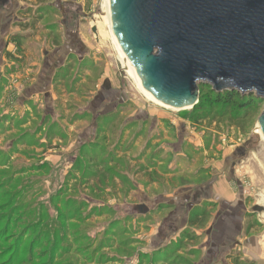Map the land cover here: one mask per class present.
I'll use <instances>...</instances> for the list:
<instances>
[{
	"label": "rangeland",
	"instance_id": "374dc122",
	"mask_svg": "<svg viewBox=\"0 0 264 264\" xmlns=\"http://www.w3.org/2000/svg\"><path fill=\"white\" fill-rule=\"evenodd\" d=\"M17 7L16 25H23L30 37L20 40L31 41L35 57L49 62L56 59L57 67H63L54 73L55 80L64 84L54 86L57 101L55 113L49 117L52 128L48 135L49 125H41L38 112L30 125H22L25 115L11 125H0V264H264L263 213L248 214L250 218L244 216L242 207L238 214L245 220L243 230L239 225L232 228L236 233L242 230L241 236L256 237L257 247L251 245L254 240L244 242L242 238L239 250L231 251V256L220 255L216 239L222 218L228 215L229 205L224 204V213L219 212L216 222L212 220L216 207L201 220V235L188 228L183 231L196 237L192 245L180 233L171 245L154 252L153 247L142 250L141 242L147 223L154 225L160 222L159 217L152 213L143 218L125 204L127 194L104 191L131 188L140 182L136 175L145 170L143 186L157 182L173 190V180L164 175L167 166L157 170L148 164L151 158L166 159L164 150L152 153L145 164H136L144 156L137 140H146L152 125H159L165 129L160 134L167 131L165 135L173 140L178 133L188 132L193 142L199 143L196 156L201 153L208 163L202 168L200 161L195 173L184 172L179 180L184 186L204 184V173L215 167L221 169L220 181L235 197L241 194L246 212L255 204L264 205V141L254 133L264 100L254 97V92L237 91L232 103L224 105L215 101V95L226 91L215 92L211 85L199 83L197 108L166 109L147 101L138 91L107 34L104 37L97 29V35L92 33L94 22L104 24V0H19ZM61 9L72 28L79 26L77 43L69 42L63 34ZM102 30L107 32L105 24ZM37 31L41 32L39 41L33 38ZM54 36L57 39L49 41ZM52 65L47 67L50 74ZM104 81L120 92L123 104L109 101L103 105L102 112L116 109L115 123L105 134L94 137L93 118L101 112L98 109L104 100L95 97L105 93ZM239 102L241 106L236 105ZM171 125L178 132L170 133L167 128ZM142 126L145 130L140 132ZM92 139L97 142L91 143ZM84 154L93 158H82L84 167L79 169L74 158ZM92 161L96 165L89 172L85 166ZM190 163L185 160L182 164L187 168ZM149 196L156 200L155 195ZM138 198L137 193L131 195L132 200ZM206 233L208 244L203 241ZM198 245L201 247L190 250Z\"/></svg>",
	"mask_w": 264,
	"mask_h": 264
},
{
	"label": "water",
	"instance_id": "95a60500",
	"mask_svg": "<svg viewBox=\"0 0 264 264\" xmlns=\"http://www.w3.org/2000/svg\"><path fill=\"white\" fill-rule=\"evenodd\" d=\"M108 6L120 49L160 103L192 109L199 83L264 100V0H108ZM91 31L96 35V26ZM257 126L264 136V109ZM256 212L264 214V205H253L249 213Z\"/></svg>",
	"mask_w": 264,
	"mask_h": 264
},
{
	"label": "crops",
	"instance_id": "0c3cea01",
	"mask_svg": "<svg viewBox=\"0 0 264 264\" xmlns=\"http://www.w3.org/2000/svg\"><path fill=\"white\" fill-rule=\"evenodd\" d=\"M18 3L19 0L16 1L14 7L11 9L8 8V6L0 9V125H11L14 120L17 122L19 117L23 115L27 118L22 125H30L31 120L36 119L38 113H41L40 120L42 125L46 115L51 117L55 113L54 108L57 97L54 93L55 85L53 83V76L58 67L56 65V59L49 62L45 58L40 59L35 57V53L29 46L31 41H26L25 43L21 41L27 36L28 31H26L23 25L21 27L16 25L18 18ZM61 13L65 14V10L61 9ZM39 33L41 32L37 31L33 36V38L38 41L40 40L38 36ZM16 35H20L21 40L13 37ZM27 38L24 40H27ZM28 39H30V37ZM49 41L53 40L50 39ZM17 42H19L20 53L17 51ZM49 65L53 67V72L51 74L47 68ZM108 102L109 100L104 99L100 103L99 109H97L101 111L103 105ZM76 126L77 124L74 125V127ZM139 128V130H141L140 132L145 130L143 126ZM176 128V126L171 125V127L167 129L170 133L173 131L176 133L178 132ZM72 129L75 130V128ZM150 129V133H148L146 140L143 141V138H139L136 142V146L138 148L142 146V150H144V156L140 158L136 164H145L152 153H155L159 149L164 150L166 159L163 158L164 160H158V157L154 159L151 158V160H148V164H153L151 168L154 169L157 167V170L167 166L164 175H166L169 180H173V190L161 187L157 182H153V184L149 186H143L141 183L142 180L144 181V176L147 173L146 170L142 171L143 174L139 173L136 175L138 177L137 181H140V184L135 183L131 188L128 186H119L115 191L113 187H111L112 190L110 187L104 190L112 194L116 192H124L127 194V199L125 196L124 200L125 204L137 209L138 214L143 218L150 216L152 213L154 217H159L160 222L154 223V225L147 223L149 228L147 232L143 234L144 239L142 240L140 238L142 240L141 244L143 245L142 250H147L148 248V250H151L153 247V250H155L154 252H157L171 245L172 241H176L180 233L182 234V232L188 228V218L190 214L196 210V208L198 209L200 207L202 209L204 203L216 205L214 210L216 214H213V222L219 215V212L224 213L222 212V206H224V204L229 205L226 212L237 208L241 210L242 207H244L243 210L246 212V207L240 199L241 194L239 193V197L236 198L232 189L220 181L223 177V172L220 171L221 169L219 170L213 167L212 172H205L204 174H206L207 180H205L204 184H188L184 186V183L179 181L184 172H186V174H188V172L195 173L196 170L200 168L198 166L200 161L203 162V165H201L202 168L208 166V163L205 164L206 160L201 159L200 152V154L196 156L197 153L195 150L199 143H194L192 140L193 138L191 135H188V132L178 133L176 140H173L165 135L167 131L163 133V135L160 134L159 131H164L165 129L163 127L160 128L159 125L155 127L152 125ZM76 130L74 132L79 133L80 130ZM155 134H157L159 138H156ZM150 137H152V139H149ZM126 139H128V137H126ZM127 145L128 143L126 146ZM185 160L191 162L187 168H184L182 164ZM129 163L133 168L131 161H129ZM204 174L201 173L200 176ZM176 181H179L180 184H176ZM135 193L139 194L141 198L132 200L131 195L134 196ZM149 195H155L156 200ZM247 212L249 213L248 210ZM226 214L228 215L222 218V220L226 219V223L229 225L232 213L229 214L227 212ZM220 216L223 217L222 215ZM244 222L245 220L240 217L238 225L241 229L244 226ZM207 227L206 229L209 228ZM208 230L207 232L209 233ZM242 230L233 236L227 233L216 239L217 248L221 256H231V251L239 250L242 238L244 242L254 240L251 245L256 247L259 245L256 237L252 236L247 238V236H241ZM192 231L199 236L203 230L202 228H192ZM208 233L205 235L206 238L203 239L204 243L207 242L206 244H208L210 240ZM184 240L187 241L185 238ZM188 242L192 245L195 240H188ZM199 247H201V245L196 247L191 246L190 250ZM261 260L264 261V258H261Z\"/></svg>",
	"mask_w": 264,
	"mask_h": 264
},
{
	"label": "flooded vegetation",
	"instance_id": "af4514ba",
	"mask_svg": "<svg viewBox=\"0 0 264 264\" xmlns=\"http://www.w3.org/2000/svg\"><path fill=\"white\" fill-rule=\"evenodd\" d=\"M16 1L17 0H0V9H3L5 6H8V8H12V7H14V5H15V3H16ZM66 17H67V15H66V13L64 14H62V18H63V34L66 36V38L69 40V42H73V43H77V41H79V26H76L75 28H72V26H71V24H69L68 23V21H66ZM49 38H52L53 39V41L54 40H56V36H54V37H49ZM61 67H63L62 65L61 66H59L58 68H57V70H56V72H59V71H61L62 69H61ZM53 83H54V85L56 86L57 84V86H59V85H62V84H64V82L63 81H57V80H55V75L53 76ZM103 88L105 89V93L103 94L102 92L99 94V95H97L95 98H97V100H101V99H107V100H109V101H111V104H115V103H118V101H120V104L122 105L123 104V102H122V100H123V97L122 96H120V95H118L120 92L118 91V90H114V89H112V87L110 86V84L108 83V82H104L103 83ZM94 102V101H93ZM116 111V109L115 108H113V110H108V111H106V112H104V113H102V112H98L96 115H95V117L93 118V125H95L94 126V128H93V135H94V137H96L97 135H102V134H105L106 133V131H107V129H109V127H111L112 125H114V123H115V121H114V114H113V112H115ZM49 115H46V117H45V119L43 120V125H52V124H49L48 122H49ZM82 117V116H81ZM112 117V118H111ZM83 118V117H82ZM111 118V119H110ZM62 120H63V118H62ZM101 120H103V122H101V125H100V127L99 126H97L98 125V123H99V121H101ZM44 129V128H43ZM47 130H49L50 131V129L49 128H46V131ZM49 133V132H48ZM68 132H66V134H67ZM91 143H96L97 141H95V139H92V141H90ZM84 144V143H83ZM94 147V146H93ZM84 157H88V159H90V158H93V156H87V155H77L75 158H74V164L77 162V167L80 169L83 165H82V161H83V159L82 158H84ZM92 160H94V159H92ZM90 163V162H89ZM92 164H88L89 166L88 167H86L85 166V168L89 171V172H91L92 170H90L89 168L91 167V168H94L95 167V162L94 161H92L91 162ZM73 164V165H74ZM84 167V166H83ZM231 172H232V169H231ZM205 204V206H206V209L208 210V211H211L210 209H212V208H215V206L216 205H214V204H212V203H204ZM244 208V207H243ZM239 209L240 208H237V209H232V211H227L229 214L230 213H232L231 214V220H230V222H229V225L226 223V219L225 220H223V222H222V227H221V230H220V234H219V237L221 236V235H224V234H229V235H234V234H236V231L234 232L233 231V229L232 228H234V227H237L238 226V224H239V220H240V216H239V214H238V211H239ZM246 214L248 215V214H250V213H248V212H244V216H246ZM249 217L251 216V215H248ZM219 217H217L216 219H215V222H216V220L218 219ZM251 218V217H250ZM220 226V225H219ZM239 228H240V226H239ZM217 230V229H216ZM216 230H215V232H216ZM214 232V233H215ZM231 232V233H230ZM233 233V234H232Z\"/></svg>",
	"mask_w": 264,
	"mask_h": 264
},
{
	"label": "bare ground",
	"instance_id": "6f19581e",
	"mask_svg": "<svg viewBox=\"0 0 264 264\" xmlns=\"http://www.w3.org/2000/svg\"><path fill=\"white\" fill-rule=\"evenodd\" d=\"M103 19V23L106 25V28L108 29L107 32H103L102 30V24L101 22H94L93 25L96 26V29L98 30V33L101 35H103L105 37L108 36V38L110 39L112 45L114 46L115 50L117 51L118 57L120 58L121 62H122V66L123 68L126 70V72L128 73V75L131 77V79L134 81V84L136 85V88L138 89V91L146 98L147 101L155 103L159 106H162L166 109H171V110H175V111H179L180 109L177 108H172L169 107L167 105H164L162 103H160L159 101H157L151 94H149L148 92H146L141 83L139 78L136 75L135 69L132 66L131 62L127 59V57L124 55V53L122 52V50L120 49L113 33H112V29H111V25H110V14H109V6H108V0H104V15L102 16ZM97 35V34H96ZM255 133L259 136V138L261 140L264 141V136L262 135L259 127L257 126V129L255 130Z\"/></svg>",
	"mask_w": 264,
	"mask_h": 264
},
{
	"label": "trees",
	"instance_id": "16d2710c",
	"mask_svg": "<svg viewBox=\"0 0 264 264\" xmlns=\"http://www.w3.org/2000/svg\"><path fill=\"white\" fill-rule=\"evenodd\" d=\"M13 37L18 38V40L21 38L20 35H16V36H13ZM16 44H17V51L20 53L21 50L19 49V42H17ZM234 95H238V92L233 90V91H226L224 94H222V93L221 94L216 93V95H215V101L222 102V103H224V105H229L230 103H232V100L231 99L234 97ZM198 104H199V101L193 107V109L197 108L198 107ZM236 105L237 106H241V102L236 103ZM48 128L51 130L52 125L51 126L49 125ZM48 132H49V130L46 131V135H48ZM75 164H77V162ZM209 212L210 211H208L206 209L205 204L203 205V208L201 210L200 209L199 210L198 209L197 210H194L190 214V216L188 218V229H190L192 231V228H197L198 229V228L204 227L203 226L204 225V221L201 223V220L203 218L207 217L208 214H209ZM249 227H250V225H249ZM182 236H184V238L187 239V243H189L188 240H190V241L196 240L195 239L196 238L195 236L185 234V232H182ZM5 238H6V236H5ZM164 259H166V257H164ZM243 263L246 264L245 262H243ZM248 264H250V263H248Z\"/></svg>",
	"mask_w": 264,
	"mask_h": 264
}]
</instances>
